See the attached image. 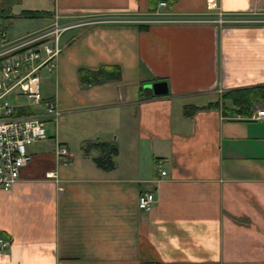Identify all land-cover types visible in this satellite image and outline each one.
<instances>
[{"label": "crops", "instance_id": "crops-1", "mask_svg": "<svg viewBox=\"0 0 264 264\" xmlns=\"http://www.w3.org/2000/svg\"><path fill=\"white\" fill-rule=\"evenodd\" d=\"M8 3L9 18L41 12L39 28L55 15L208 11L207 0ZM216 5L264 14V0ZM61 44L43 94L58 124L0 190V264H264V121L249 118L264 99L223 98L264 86V23H94ZM158 81L167 93L145 96ZM147 190L156 202L143 213Z\"/></svg>", "mask_w": 264, "mask_h": 264}, {"label": "built area", "instance_id": "built-area-1", "mask_svg": "<svg viewBox=\"0 0 264 264\" xmlns=\"http://www.w3.org/2000/svg\"><path fill=\"white\" fill-rule=\"evenodd\" d=\"M166 6L165 2L159 3L160 8ZM207 10L202 15L160 11L148 15H55L48 25L16 38L8 37L6 26L0 25V190L9 191L17 182L21 169L32 158L28 146L47 138L46 124H58L62 111L55 98H44L41 77L42 72L47 75L55 72L64 32L94 23L212 22L224 25L264 22L252 20L254 16L249 13L222 12L216 0H207ZM249 118L264 121V108L254 104ZM55 153L61 157L67 155V150L57 143ZM159 173L165 175V171ZM155 202V193L150 190L137 197V207L143 213H149ZM7 244L0 238V249Z\"/></svg>", "mask_w": 264, "mask_h": 264}, {"label": "rangeland", "instance_id": "rangeland-1", "mask_svg": "<svg viewBox=\"0 0 264 264\" xmlns=\"http://www.w3.org/2000/svg\"><path fill=\"white\" fill-rule=\"evenodd\" d=\"M12 2V0H0V25L6 24L8 26V36L10 38H16L19 36H22L26 33H29L35 29H38L41 25H43L46 21L42 18H36L35 16H30V17H15V18H9L8 15L1 14V12H5L6 8L8 7V2ZM254 16L252 20H264V14L260 15H252ZM3 21L5 23H3ZM262 24L264 23L263 21H260ZM162 23H181V22H162ZM183 24H186V22H182ZM45 72H42V78H41V92L42 94H45L47 92H50L52 88V76L46 78ZM264 103H259V107L262 106ZM54 125L52 123H47L46 124V131H47V136L53 130ZM41 145L40 143H36L33 145L28 146V150H33L36 148H40Z\"/></svg>", "mask_w": 264, "mask_h": 264}, {"label": "trees", "instance_id": "trees-1", "mask_svg": "<svg viewBox=\"0 0 264 264\" xmlns=\"http://www.w3.org/2000/svg\"><path fill=\"white\" fill-rule=\"evenodd\" d=\"M22 16H39L41 15V12L38 11H23L21 13ZM230 98L232 99V102L234 104H238L240 105V103L242 102V104L246 107L253 105L252 103L250 104V101L253 99H259V100H263L264 99V86L258 87V88H251V89H242V91L238 90V91H228L225 92L223 94V98ZM245 102V103H243ZM107 156H104V159H107ZM103 157L102 158H97L96 161L100 162L104 160ZM152 264V263H149Z\"/></svg>", "mask_w": 264, "mask_h": 264}, {"label": "water", "instance_id": "water-1", "mask_svg": "<svg viewBox=\"0 0 264 264\" xmlns=\"http://www.w3.org/2000/svg\"><path fill=\"white\" fill-rule=\"evenodd\" d=\"M168 91L166 82L158 81L143 85V94L145 96L164 95Z\"/></svg>", "mask_w": 264, "mask_h": 264}]
</instances>
